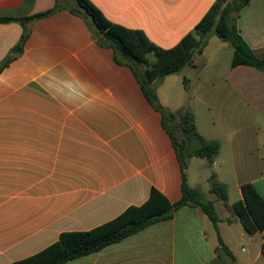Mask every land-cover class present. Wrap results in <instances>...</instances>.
<instances>
[{"label": "crops", "instance_id": "obj_1", "mask_svg": "<svg viewBox=\"0 0 264 264\" xmlns=\"http://www.w3.org/2000/svg\"><path fill=\"white\" fill-rule=\"evenodd\" d=\"M89 1L111 23L140 30L169 49L216 0ZM54 5L55 0H0V19H12L0 22V64L11 58L0 72V264L40 252L61 233L88 231L142 205L152 188L170 203L181 197L172 141L130 68L65 9L19 21ZM236 28L264 59V0H250ZM25 32L21 52L13 53ZM213 38L179 73H195L191 82L183 77L187 97L170 102L160 96V88L174 80L168 78L179 74L165 77L156 94L170 111L189 109L197 132L219 142L217 157L199 164L197 175L191 164L198 158L190 159L187 183L213 202L225 246L247 245L246 252L233 255L236 264H264V231L249 234L238 214L249 224L241 185L252 184L264 199V70L230 64L210 69L219 63L217 54L204 56ZM232 52L230 47L231 57ZM212 174L227 187L225 202L210 193ZM216 236L199 208L184 206L170 220L65 264H226V256L216 252Z\"/></svg>", "mask_w": 264, "mask_h": 264}, {"label": "trees", "instance_id": "obj_2", "mask_svg": "<svg viewBox=\"0 0 264 264\" xmlns=\"http://www.w3.org/2000/svg\"><path fill=\"white\" fill-rule=\"evenodd\" d=\"M249 2L250 0H216L194 29L169 49L159 48L140 30L127 29L111 23L89 0H55L51 10L19 20L23 24L25 21L65 9L87 24L98 45L110 48L116 60L130 68L144 97L152 108L160 113L162 126L172 141L181 172V197L177 202L170 203L159 191L152 188L142 205L129 206L117 217L88 231L61 233L58 240L45 249L11 264H65L119 243L152 224L170 220L175 212L184 206L199 208L206 215L217 234L216 252L219 250L228 258L226 264H236L219 235V218L213 202L206 200L201 189L190 187L186 178L190 159H204L208 164H212L219 153L220 144L215 140L204 139L197 132L194 115L189 109L170 111L162 107L156 87L165 77L179 74L190 65L193 56L202 52L212 35L232 48L231 67L247 66L264 70V59L248 47L236 28L240 11ZM10 20L12 19L2 18L0 22ZM26 37V32L21 35L13 53L21 52ZM10 60L11 58H8L0 64V72ZM209 183L210 193L214 194L218 201L225 202L228 194L226 185L218 182L214 174L209 177ZM240 192L243 211L249 220L248 224L242 213L238 212L244 229L249 234L264 231V199L249 183L241 185Z\"/></svg>", "mask_w": 264, "mask_h": 264}, {"label": "rangeland", "instance_id": "obj_3", "mask_svg": "<svg viewBox=\"0 0 264 264\" xmlns=\"http://www.w3.org/2000/svg\"><path fill=\"white\" fill-rule=\"evenodd\" d=\"M212 36L214 38H213V40L211 42H209V46H208L207 50L205 51V55L204 56L205 57H211V56H214V55L217 54L218 58H219L218 65L215 66L214 68H211V67H209V68L210 69H221L222 70V69L228 67L229 64H230V58H231V54L229 53L230 45L226 43L225 44L226 48H224L223 50H218V48H216V47L221 45L222 42L218 39L217 36H215V35H212ZM196 62H197L196 64L198 65L199 63H201V60L197 59ZM175 75H178V74H175ZM170 76H172V75H170ZM183 77L186 78L187 82L188 81L191 82V80H195V73H192L190 70H188V71L183 72V75L179 74L178 76L169 77L168 81H172L171 79H174V80H173V82H170L171 86L169 88H164V87L160 88V91H159L160 96L162 98L170 100V102H175L176 98L178 97V95H182L183 97H187L188 96L187 92L185 90H183L184 86H185V82H186L183 79ZM195 110L197 111V113L201 114V109L196 108ZM201 163H205L204 159H199L198 158V160H194V162L191 164V173H192V175H197L198 174V172H199V164H201ZM226 176H227L226 173H224V172L220 173V178L221 179H225ZM230 188H231L230 195L232 196V199H233L234 198V191H233L232 187H230ZM219 214H220V216H223L222 213H219ZM228 217L232 218V215L229 213ZM231 226H232V228H234L235 224L231 225ZM215 239H217V236L215 237ZM233 248L234 249L230 248V250H229L231 252L232 256L234 254H236V255L237 254H243L244 252H246V250H248L247 245H238L237 244L235 247L233 246ZM233 258H234V256H233ZM226 259L228 260L227 257H226Z\"/></svg>", "mask_w": 264, "mask_h": 264}]
</instances>
